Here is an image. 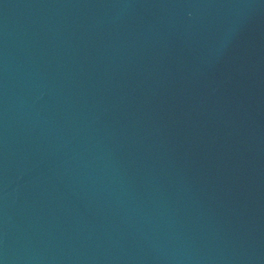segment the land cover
Wrapping results in <instances>:
<instances>
[{
  "label": "water",
  "instance_id": "obj_1",
  "mask_svg": "<svg viewBox=\"0 0 264 264\" xmlns=\"http://www.w3.org/2000/svg\"><path fill=\"white\" fill-rule=\"evenodd\" d=\"M0 264H264V167L114 0H0Z\"/></svg>",
  "mask_w": 264,
  "mask_h": 264
}]
</instances>
